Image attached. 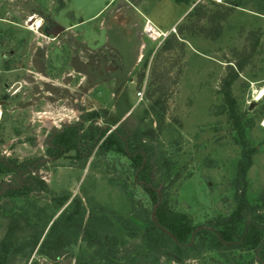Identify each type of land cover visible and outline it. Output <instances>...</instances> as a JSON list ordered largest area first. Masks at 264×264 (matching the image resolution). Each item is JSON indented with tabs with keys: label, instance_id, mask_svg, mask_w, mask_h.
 <instances>
[{
	"label": "rangeland",
	"instance_id": "obj_1",
	"mask_svg": "<svg viewBox=\"0 0 264 264\" xmlns=\"http://www.w3.org/2000/svg\"><path fill=\"white\" fill-rule=\"evenodd\" d=\"M246 1L0 0V159L45 186L10 196L29 178L0 176V264H264L257 248L194 236L237 209L264 227V0ZM37 6L64 27L57 37L28 25ZM146 21L164 35L147 37ZM122 109L148 185L194 228L179 262L171 245L144 249L155 204L126 156L47 151L64 126L106 128Z\"/></svg>",
	"mask_w": 264,
	"mask_h": 264
},
{
	"label": "trees",
	"instance_id": "obj_2",
	"mask_svg": "<svg viewBox=\"0 0 264 264\" xmlns=\"http://www.w3.org/2000/svg\"><path fill=\"white\" fill-rule=\"evenodd\" d=\"M245 2L247 3L246 0H228L227 3L244 8L246 4ZM262 3V0L256 1L258 6H261ZM260 8L261 7H258V9ZM225 98H227L226 100L229 102L230 97L228 94ZM228 110L231 115L236 116L231 103ZM125 112H127V109L119 110L116 118L110 121L108 127L102 128L96 126L93 127V129L87 128L83 134H80L79 131L81 127L80 124H73L67 127L64 126L61 131H58L51 136L49 141L50 145L47 147V151L49 154L53 155V157H59L66 151L74 150L76 152L75 158L80 159H88L95 150L104 152L116 150L126 156L135 168L134 178L136 183H138V185L144 190L151 193L155 204V219H151L150 223L143 227L141 226V229L143 230V241L145 244L144 249L149 252H157L167 245H171L173 249L166 252V254L179 262L182 257V246L188 241L194 228L186 213L167 209L162 198H158L159 194L148 185L152 176L148 155L146 156V154L133 149L131 135H126L124 129L125 126L121 124V122L118 123ZM112 126L114 127L110 130ZM235 127L238 135L242 137L243 126L238 118H235ZM241 141L243 140L241 139ZM241 145L244 146V142H241ZM82 146L83 148L81 149ZM81 150L82 153L80 152ZM243 160V165L240 168L242 175H244L250 165L249 151L243 150ZM25 169L26 168H23L22 162L13 159H0V176L10 173H19L22 175L27 174L29 178L27 179L28 183H23L20 187L15 186L6 189L10 196L18 194L24 195L32 189L34 190L35 188L40 189L45 187L42 180L32 177V175H30L31 172H28ZM36 169L37 168H35V170ZM160 192H162V190ZM1 194L2 193H0V195ZM64 200L65 199H63V201ZM74 213H76V211L72 212L73 215L71 218L74 216ZM255 218L260 219L259 217ZM238 234H240V239L238 243H235L233 235L234 237H237ZM194 236L196 242L205 247L226 246L231 248L243 245L253 249L257 248V256L264 261V227L262 225L260 226L259 221L248 222L243 220L240 215V210L238 209L231 216L225 218L220 227H216V229L203 227L196 231ZM192 241H194V239ZM2 259L1 252L0 261Z\"/></svg>",
	"mask_w": 264,
	"mask_h": 264
},
{
	"label": "flooded vegetation",
	"instance_id": "obj_3",
	"mask_svg": "<svg viewBox=\"0 0 264 264\" xmlns=\"http://www.w3.org/2000/svg\"><path fill=\"white\" fill-rule=\"evenodd\" d=\"M35 13L37 17H39V19L41 20L38 29L44 35L57 37L60 33L64 31V27H60L58 25V22L51 17L50 13L42 10L39 6L36 7ZM31 18L33 19L31 20ZM31 18L29 19L28 25L32 26L36 19L34 17Z\"/></svg>",
	"mask_w": 264,
	"mask_h": 264
},
{
	"label": "built area",
	"instance_id": "obj_4",
	"mask_svg": "<svg viewBox=\"0 0 264 264\" xmlns=\"http://www.w3.org/2000/svg\"><path fill=\"white\" fill-rule=\"evenodd\" d=\"M143 33L149 37L150 39H156L160 37L163 32H161L159 29H157L151 22L146 21L143 27Z\"/></svg>",
	"mask_w": 264,
	"mask_h": 264
},
{
	"label": "bare ground",
	"instance_id": "obj_5",
	"mask_svg": "<svg viewBox=\"0 0 264 264\" xmlns=\"http://www.w3.org/2000/svg\"><path fill=\"white\" fill-rule=\"evenodd\" d=\"M40 23H41V21H40V19L38 18V19L35 20V22L33 23L32 26H33L34 28H38L39 25H40ZM257 98H259V96H258ZM263 125H264V123H263Z\"/></svg>",
	"mask_w": 264,
	"mask_h": 264
},
{
	"label": "water",
	"instance_id": "obj_6",
	"mask_svg": "<svg viewBox=\"0 0 264 264\" xmlns=\"http://www.w3.org/2000/svg\"><path fill=\"white\" fill-rule=\"evenodd\" d=\"M33 18H31V20H32ZM58 25L60 26V27H62L59 23H58ZM19 85V83H16L15 85H13L12 87H11V89H10V92H12L13 90H15L16 88H17V86Z\"/></svg>",
	"mask_w": 264,
	"mask_h": 264
}]
</instances>
